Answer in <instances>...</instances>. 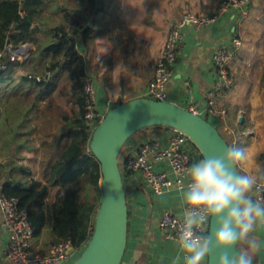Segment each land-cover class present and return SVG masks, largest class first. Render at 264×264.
I'll return each instance as SVG.
<instances>
[{
    "label": "crops",
    "instance_id": "0c3cea01",
    "mask_svg": "<svg viewBox=\"0 0 264 264\" xmlns=\"http://www.w3.org/2000/svg\"><path fill=\"white\" fill-rule=\"evenodd\" d=\"M93 1L94 5L88 0H56L54 6L43 7L35 26L41 33H49L54 26L63 24V16L69 12L73 26L79 22L92 29L86 44L80 38H75V46L84 57L85 73L95 83L98 106L104 112L120 103L142 97L153 78L154 64L170 26L184 14L201 10L193 4L195 0ZM216 10L217 7L209 13L196 14L212 17L216 15ZM44 14L45 17L55 14L53 27L44 26ZM233 39H238L240 46L234 51L228 67L231 88L214 95L216 75L213 54L219 48H231ZM260 39L263 40L262 44ZM263 63L264 0H250L245 16L229 10L215 24L200 29H185L173 75L166 86L168 102L184 109L190 104L195 105L201 116L206 117L223 138L225 135L229 147L237 146L233 136L236 125L246 121L252 130H256L255 138L244 148L247 159L242 162L246 163V170H257L253 175L258 180L263 169H258L256 157L264 151V134L258 133L257 136L261 116L264 117V95L259 88V72ZM7 93L6 86H0V178H6L9 170L20 164L33 163L37 167L44 164V180H40L44 183L50 164L57 160L65 141L57 147L53 133L58 131V124L55 123L51 129L44 128L40 117L33 116L31 111L27 118L23 114L21 122L18 110L25 113L31 104L28 103L27 108L25 104L21 105L18 109ZM56 96L60 97L59 104L55 100L56 106L64 110V99L59 88ZM210 109L225 111V117L210 116ZM241 117L243 122L240 124L238 119ZM144 131L143 135L129 143L130 151L135 150L145 137L167 135V131L159 127ZM125 184L128 236L121 264H173L181 259L184 254L174 241L164 238L159 227L164 210L170 209L174 214L182 215L179 207L181 196L172 191L155 196L134 175L129 176ZM47 234L48 231H44L39 239L32 241L33 251H48L52 245L48 244ZM4 247L0 213V264H9L4 259ZM241 251L251 255L252 264H264V223L258 221L249 236L238 243L237 254ZM73 258L69 256L64 264H72Z\"/></svg>",
    "mask_w": 264,
    "mask_h": 264
},
{
    "label": "trees",
    "instance_id": "16d2710c",
    "mask_svg": "<svg viewBox=\"0 0 264 264\" xmlns=\"http://www.w3.org/2000/svg\"><path fill=\"white\" fill-rule=\"evenodd\" d=\"M46 1L0 0V52L8 44L19 47L29 43L34 48L21 61H11L9 55L0 59V64L6 67L0 70V86H6L16 108L31 104L25 113L18 110L21 122L23 114L27 118L31 111L33 116L40 117L44 128L51 129L57 123L58 131L53 136L57 147L64 141L65 146L50 164L44 183L33 177L28 165L20 164L12 167L6 178H0V192L16 199L18 209L26 213L33 240L48 231V244L69 241L74 252L79 253L91 238L101 198L100 166L89 150L91 131L83 119L85 60L74 47L75 38L86 44L92 29L78 21L73 26L71 14L66 12L63 24L54 26L49 33H41L35 23ZM88 3L94 5L93 0ZM39 36H43L40 41ZM63 76L68 88L60 91L64 99V110H61L53 95ZM259 88L264 95V63ZM122 159L123 155L121 162ZM256 162L264 168V151L257 155ZM119 167L123 171V163Z\"/></svg>",
    "mask_w": 264,
    "mask_h": 264
},
{
    "label": "built area",
    "instance_id": "2783aa9c",
    "mask_svg": "<svg viewBox=\"0 0 264 264\" xmlns=\"http://www.w3.org/2000/svg\"><path fill=\"white\" fill-rule=\"evenodd\" d=\"M249 5L250 0H223L216 15L212 17L199 16L189 12L174 22L170 26L161 52L156 58L153 78L140 98L167 101L166 86L172 78L173 67L183 43L185 29L189 27L200 29L215 24L229 10L245 16ZM231 43V48H219L213 54L212 63L216 75L212 93L214 95L224 93L231 87L228 67L234 51L240 46V41L233 39ZM74 47L80 54L78 48ZM30 49L29 44H23L19 47L8 44L0 52V59L4 55H9L11 61L15 59L21 61L29 56ZM5 68L4 65L0 64V70L3 71ZM83 84V119L90 126L92 133L107 111L103 112L98 106L95 83L89 74L85 73ZM186 109L190 113L201 116L200 110L193 104H190ZM208 113L210 116L221 119L226 114L225 111L216 112L213 109H210ZM203 118L208 120L206 117ZM162 129L167 131L166 137H145L132 151L128 149L129 141L124 145L121 150L123 161L121 162V153L119 161V164L123 163V171H121L123 183L126 186L125 183L129 176L134 175L138 176L139 180L155 196H162L171 191L182 196V190L188 183L185 170L202 157L185 135L174 130ZM261 177H264V168ZM258 184L260 191L258 193L254 191L253 198L264 200V179H259ZM179 207L182 210L181 201ZM0 213L5 241L4 259L9 264H64L67 260L69 257L67 251L71 247L69 241L52 245L45 254L33 251V233L27 221L26 213L18 209L16 199L6 197L1 192ZM181 221L182 215L178 216L170 209L164 210L159 221V227L165 239L175 242ZM207 229L208 225H205L200 231L207 233ZM173 264H185V261L182 257ZM204 264H207V257Z\"/></svg>",
    "mask_w": 264,
    "mask_h": 264
},
{
    "label": "water",
    "instance_id": "95a60500",
    "mask_svg": "<svg viewBox=\"0 0 264 264\" xmlns=\"http://www.w3.org/2000/svg\"><path fill=\"white\" fill-rule=\"evenodd\" d=\"M242 122L239 118L238 123ZM153 127L185 135L202 158L219 155L229 148L219 130L208 120L171 102L134 98L110 108L92 131L89 141V150L101 173V198L93 233L72 264L122 263L127 246L128 205L119 157L124 145L135 134ZM211 227L208 224L207 233ZM237 246L234 254H237ZM74 253L69 247L67 255ZM217 254L214 249L207 256V264H216Z\"/></svg>",
    "mask_w": 264,
    "mask_h": 264
},
{
    "label": "clouds",
    "instance_id": "9594fccd",
    "mask_svg": "<svg viewBox=\"0 0 264 264\" xmlns=\"http://www.w3.org/2000/svg\"><path fill=\"white\" fill-rule=\"evenodd\" d=\"M246 159V149L233 146L185 170L188 183L182 190V221L175 238L185 264H203L214 249L216 264H252L247 251L233 252L258 221L264 223V200L253 198L254 191H260L258 177L237 170ZM208 224L211 231L201 232Z\"/></svg>",
    "mask_w": 264,
    "mask_h": 264
},
{
    "label": "rangeland",
    "instance_id": "374dc122",
    "mask_svg": "<svg viewBox=\"0 0 264 264\" xmlns=\"http://www.w3.org/2000/svg\"><path fill=\"white\" fill-rule=\"evenodd\" d=\"M55 1L56 0H47L46 1V5L44 6V7H46L47 5L48 6H50V5H55ZM132 1V0H131ZM194 1V0H193ZM219 1L220 0H195V2H193V4H196V6L201 10V12H196V13H203V12H207V13H209V12H211V11H213V9H215L216 7H217V5H218V3H219ZM132 6H135V5H132ZM44 17H45V14L43 15ZM47 16V15H46ZM45 19H46V22H44V26H47V28H51V27H53V25H54V21H55V14H53V15H51V16H49V17H45ZM41 39H43V36L41 37V36H39L38 37V39L37 40H41ZM260 41H261V43L260 44H262V42H263V40L262 39H260ZM30 45V44H29ZM34 51V48H32L31 47V49H30V53L29 54H31L32 52ZM263 65V64H262ZM262 65H261V67H262ZM246 66V65H245ZM261 67H260V70H261ZM244 68V67H243ZM245 68H247V67H245ZM229 71V70H228ZM259 74H260V72H259ZM230 76V75H229ZM259 76V75H258ZM230 79H231V77H230ZM231 83H232V81H231ZM59 89H60V91L64 88V89H67L68 88V84H67V80H66V76H63V77H61V79L59 80ZM231 88V87H230ZM58 94H59V92H58ZM55 100H58V104L60 103V97H58V96H56V92H55V94H54V97H53V101L55 102ZM18 104H19V106H20V101L18 102ZM26 106H27V104H25ZM18 106V105H17ZM242 118V117H241ZM243 119V118H242ZM102 120V119H101ZM100 120V121H101ZM235 123V122H234ZM235 127V126H234ZM144 132H146V131H144L143 130V132H139V133H137V134H135L132 138H131V140H129V143L130 142H132V141H134L136 138H138V137H140V135H143L144 134ZM247 132H249L250 134L248 135V136H245V135H243L244 133H247ZM254 132H256V130H252L251 128H250V126H249V124L245 121L242 125H236V127H235V129H234V133H233V136H234V138H235V140L237 141V146L236 147H239V148H245V146L246 145H248L249 143H250V141H252L254 138H255V136H254ZM258 133H262V134H264V117H262L261 116V123H260V126H259V129H258V131H257V136L259 135ZM221 135H222V133H220ZM224 138H226L225 137V135H224ZM128 143V142H127ZM124 148V147H123ZM122 154L123 153H121V158H122ZM251 160V159H250ZM119 161H120V157H119ZM29 167H30V169L32 170V172H33V174L34 175H36L35 176V178L37 179V180H44L43 178H42V175H43V170H44V164L43 165H38V167L34 164L33 165V163H28L27 164ZM247 166H246V163H243V162H241L238 166H237V168H238V170H239V172L241 173V174H245V173H247V174H254V172H256L257 170L256 169H254V168H249V170H246L247 168H246ZM256 168V167H255ZM258 169L260 170H262L263 169V167H261L260 165L258 166ZM47 230V229H46ZM80 253V252H79ZM79 253H74L73 255H71V257L73 258V262L76 260V258L78 257V255H79ZM76 255V256H75Z\"/></svg>",
    "mask_w": 264,
    "mask_h": 264
}]
</instances>
